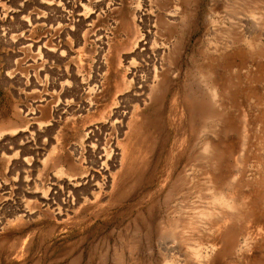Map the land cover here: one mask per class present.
<instances>
[{"label": "rangeland", "instance_id": "rangeland-1", "mask_svg": "<svg viewBox=\"0 0 264 264\" xmlns=\"http://www.w3.org/2000/svg\"><path fill=\"white\" fill-rule=\"evenodd\" d=\"M0 264H264V0H0Z\"/></svg>", "mask_w": 264, "mask_h": 264}, {"label": "bare ground", "instance_id": "bare-ground-1", "mask_svg": "<svg viewBox=\"0 0 264 264\" xmlns=\"http://www.w3.org/2000/svg\"><path fill=\"white\" fill-rule=\"evenodd\" d=\"M51 3L54 4L53 2H51ZM67 9L70 10L73 14H77L78 17L81 18V20L83 19L84 21H87V20L91 19L92 13H87L85 11L86 9L83 8L82 5L70 4V5H67ZM143 36H144L143 37L144 39H142L140 41V44L139 45L142 48H144V47L146 48L147 42L146 41L144 42L143 40H145V39L149 40L150 39V37L152 36V30H150V29L147 30ZM207 151H208V149H207ZM92 153H94V155L96 157L95 158L96 164L98 166H100V168H102L104 170L103 171L104 173L107 172V170H108L107 167L110 164H113V161L117 157L114 147H113V152L110 153V154H108L105 151V149L100 146V144H97V145H93L92 146ZM94 178L95 177L93 175L84 176L82 178L77 179L76 181H74L72 183H67L66 184V187L64 188V190H66L68 193H71V191L74 190L75 188H80V187H85V186L92 187V183L94 181ZM23 212L26 213V214H28V215L31 214V213H28L27 211H23Z\"/></svg>", "mask_w": 264, "mask_h": 264}]
</instances>
